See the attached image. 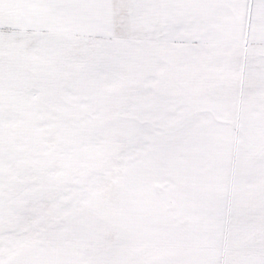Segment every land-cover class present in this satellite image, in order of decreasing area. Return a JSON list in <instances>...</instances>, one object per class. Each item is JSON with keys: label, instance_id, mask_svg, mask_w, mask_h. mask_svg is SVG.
Masks as SVG:
<instances>
[{"label": "snow or ice", "instance_id": "6c2138e0", "mask_svg": "<svg viewBox=\"0 0 264 264\" xmlns=\"http://www.w3.org/2000/svg\"><path fill=\"white\" fill-rule=\"evenodd\" d=\"M0 264H264V0H0Z\"/></svg>", "mask_w": 264, "mask_h": 264}]
</instances>
